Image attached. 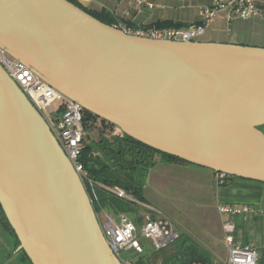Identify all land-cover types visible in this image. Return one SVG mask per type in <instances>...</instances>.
I'll return each instance as SVG.
<instances>
[{"label":"water","instance_id":"water-1","mask_svg":"<svg viewBox=\"0 0 264 264\" xmlns=\"http://www.w3.org/2000/svg\"><path fill=\"white\" fill-rule=\"evenodd\" d=\"M0 46L137 141L264 183V48L128 35L67 0H0ZM0 204L32 264H123L46 120L1 66Z\"/></svg>","mask_w":264,"mask_h":264},{"label":"built area","instance_id":"built-area-1","mask_svg":"<svg viewBox=\"0 0 264 264\" xmlns=\"http://www.w3.org/2000/svg\"><path fill=\"white\" fill-rule=\"evenodd\" d=\"M130 1L141 8L153 9L155 7V0ZM222 12L226 13V20L228 22L233 19L250 20L256 17L264 18V0H215L212 6L204 9L201 24L188 29H134L124 23H119L115 27L128 35L141 38L197 42L205 34L211 21ZM0 66L42 114L64 153L81 178L85 188L86 185L93 189L95 186H98L119 198L137 202L120 187L96 184L85 170L81 159L88 135L84 127L85 110L79 103L67 98L54 89L45 80L38 77L30 67L11 57L1 46ZM113 130V135H123V132L118 127H114ZM216 175L220 183L223 184L226 181V174L216 173ZM139 204L142 207L147 206L146 204ZM218 212L221 216H228L230 218L223 223L225 241L229 252V259L226 264H260L259 253L254 247L236 244L237 226L233 219L239 216L247 217L249 215L263 214L264 207L220 205ZM96 215L109 247L123 264H134V259L128 255L124 256V253L133 251L136 256L145 253L142 245L143 239L152 241L154 250L159 251L170 247L180 238L179 231L163 213H159L156 216L146 213L140 226L125 214L113 217L110 212L102 209L98 213L96 212Z\"/></svg>","mask_w":264,"mask_h":264},{"label":"crops","instance_id":"crops-1","mask_svg":"<svg viewBox=\"0 0 264 264\" xmlns=\"http://www.w3.org/2000/svg\"><path fill=\"white\" fill-rule=\"evenodd\" d=\"M214 1L155 0V7L148 9L141 8L130 0H77L87 10L109 13L121 23L129 24L135 29L154 28L157 23L180 25L182 29L191 28L201 22L204 9L212 6ZM250 38L264 41V18L233 19L228 22L226 13L222 12L211 21L205 34L197 42L264 48L263 45L248 44L246 41ZM148 174H152V181L167 191L175 201L194 204L188 207L199 213L198 217L207 228L200 236L202 239L189 237L181 224L175 228L205 250L214 264H226L229 259L223 223L230 218L221 216L218 207H264L263 183L236 178L228 184H222L215 172L184 163L158 162ZM233 220L237 226L236 244L254 247L259 253V262H264V213L239 216ZM171 222L173 223L172 220Z\"/></svg>","mask_w":264,"mask_h":264},{"label":"trees","instance_id":"trees-1","mask_svg":"<svg viewBox=\"0 0 264 264\" xmlns=\"http://www.w3.org/2000/svg\"><path fill=\"white\" fill-rule=\"evenodd\" d=\"M70 3L74 4L90 16L99 20L100 22L108 25V26H117L121 23L117 18L112 16L109 13H96L91 12L84 8L77 0H67ZM201 24L198 23L196 25ZM130 26L129 24H126ZM131 27V26H130ZM133 28V27H132ZM154 28H181L180 25L173 26L170 23H157ZM135 29V28H134ZM89 120H99L104 125H108L107 127H112V129L116 127L115 125L109 123L106 120L100 119L89 111H85L84 116V127L87 131L89 129ZM259 130L264 132V126L258 127ZM112 130L110 133H100L99 140L89 141V137L85 140V149L82 155V162L84 164L85 170L89 173L90 178L97 184H103L110 187H120L122 188L128 195L132 196V198L137 201L133 202L130 200L119 198L118 196L95 186L94 189L86 185L87 192L90 198L93 201V206L95 211L98 213L102 209L107 210L112 215H120L125 214L127 216L134 217V220L138 226L141 225L143 214L138 212L139 207H142L141 204H146V200L144 197V180L147 177L150 169L154 168L158 162H166V163H184L189 165H194L189 163L181 158L175 157L173 155H169L163 153L161 151L155 150L136 139L130 137L129 135L123 133L122 136H115L112 134ZM88 133V132H87ZM104 134L110 137V140H107L104 137ZM102 138L105 143H102ZM113 141V142H112ZM134 149H146L149 151L150 155L147 160L144 161L141 159V156H138L137 151L134 152V155L130 152L128 155L131 157L128 159L123 156V152L127 151L129 148ZM110 149V150H109ZM133 149V151H135ZM121 151V157L118 155V152ZM102 156H100V154ZM115 155L117 159L113 162L111 158L108 156ZM134 157H133V156ZM112 157V156H111ZM145 165L142 167V165ZM197 166V165H195ZM200 167V166H198ZM203 168V167H202ZM207 169V168H206ZM210 170V169H209ZM213 171V170H211ZM214 172V171H213ZM238 177L227 175L226 181L223 184H228L230 180L236 179ZM245 181H254L250 179L238 178ZM258 182V181H254ZM263 183V182H259ZM264 184V183H263ZM0 226L3 230V236H0V264H5L6 261L11 260L15 255V251L19 249L20 241L13 227L11 226L7 216L4 212L2 205L0 204ZM2 239V240H1ZM171 246L175 247V252L172 256L166 259L162 264H214L210 255L199 247L197 243L191 240L187 235L180 233V238L173 243ZM170 246V247H171ZM169 248V247H168ZM167 249V248H166ZM165 249L154 251L149 254H142L134 256V264H153L152 258L155 254L160 252H164ZM18 256L22 258V264H32L28 255L23 250H18ZM260 264H264L261 261Z\"/></svg>","mask_w":264,"mask_h":264},{"label":"rangeland","instance_id":"rangeland-1","mask_svg":"<svg viewBox=\"0 0 264 264\" xmlns=\"http://www.w3.org/2000/svg\"><path fill=\"white\" fill-rule=\"evenodd\" d=\"M250 45H263L264 41H260L255 38H250L246 41ZM89 129L87 130V137H89V141H93L97 138V136L100 133H103L104 131L106 133H110L112 127H107L103 123H101L99 120L93 121L89 120ZM106 126V127H105ZM114 131V130H113ZM152 174H147L146 179L144 180V197L147 203V206L145 207H139L138 212L140 214H144L145 212L151 213L153 215H158L159 213L166 214L170 217V219L173 221L175 227L178 226V224L183 225L184 232L188 234L189 237L193 239H202L201 234L205 232L204 225L202 224V219L199 218L197 211H192L189 206H192L194 204H190L187 202H177L175 201L163 188L160 186H157L155 181H152L153 177H151ZM115 217V215H113ZM129 219L134 220V217L128 216ZM207 229V228H206ZM142 245L144 247L145 253H153L154 247L152 245V241L150 240H142ZM228 247V246H227ZM175 252V247L171 246L164 250V252H160L158 254H155L152 258L153 264H162L166 259L170 258L172 254ZM128 255L129 257L134 258L136 256L133 251H130L128 253H124V256ZM142 255V254H141Z\"/></svg>","mask_w":264,"mask_h":264},{"label":"flooded vegetation","instance_id":"flooded-vegetation-1","mask_svg":"<svg viewBox=\"0 0 264 264\" xmlns=\"http://www.w3.org/2000/svg\"><path fill=\"white\" fill-rule=\"evenodd\" d=\"M106 126H107V124H106ZM105 126V127H106ZM104 137L107 139V140H110V142H111V139H110V137H108V135H106V134H104ZM96 141L97 140H99V136H97V138L95 139ZM113 142V141H112ZM102 143H105L104 142V139L102 138ZM133 149L134 148H129L128 149V152L127 151H124L123 152V156H125L126 155V157L129 159L130 157H131V155H128V153H132L133 155H134V152H136L137 151V154H138V156H141V159L142 160H144V161H146L147 160V158H148V156L150 155V153H149V151H147L146 149H134L135 151H133ZM110 150V149H109ZM100 154V153H99ZM122 153H121V151H119L118 152V155H120L119 157H121L122 155H121ZM132 155V156H133ZM100 156H102L101 154H100ZM112 156V157H111ZM111 156H108V158L110 159L111 158V160L113 159V157H114V159L112 160L113 162H115L116 160L115 159H117L116 158V156L113 154V155H111ZM134 157V156H133ZM145 165L143 164L142 165V167H144ZM0 236H3V230H2V228H1V226H0ZM2 240V239H1ZM0 245H1V243H0ZM18 249L15 251V253L17 254V255H15V257H13L11 260H8V261H6L5 262V264H22V258L21 257H19L18 256Z\"/></svg>","mask_w":264,"mask_h":264},{"label":"bare ground","instance_id":"bare-ground-1","mask_svg":"<svg viewBox=\"0 0 264 264\" xmlns=\"http://www.w3.org/2000/svg\"><path fill=\"white\" fill-rule=\"evenodd\" d=\"M36 108V107H35Z\"/></svg>","mask_w":264,"mask_h":264}]
</instances>
